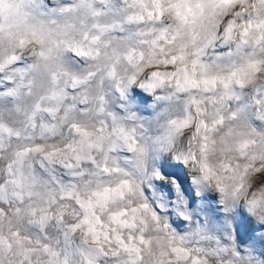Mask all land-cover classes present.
I'll use <instances>...</instances> for the list:
<instances>
[{
    "label": "snow or ice",
    "instance_id": "6c2138e0",
    "mask_svg": "<svg viewBox=\"0 0 264 264\" xmlns=\"http://www.w3.org/2000/svg\"><path fill=\"white\" fill-rule=\"evenodd\" d=\"M120 3L0 0V264H264V87L242 91L264 71V0H222L242 21L228 76L199 59V0Z\"/></svg>",
    "mask_w": 264,
    "mask_h": 264
},
{
    "label": "clouds",
    "instance_id": "9594fccd",
    "mask_svg": "<svg viewBox=\"0 0 264 264\" xmlns=\"http://www.w3.org/2000/svg\"><path fill=\"white\" fill-rule=\"evenodd\" d=\"M200 3L204 4V10L206 16L214 17L212 21L205 19L202 21L203 28L197 26V32L200 33V38L198 40V46L203 47V51L199 55V59L203 64L210 66V74L228 76L232 71H234L242 63L241 56L232 55L229 56V52H235V43L226 42L225 30L228 27L229 21L237 20V22H242L235 15L234 12L239 10L236 6L226 7L222 0H199ZM99 7V5H98ZM115 7H123L120 3V0H115ZM46 19H52V17H47ZM59 23H78L73 20L71 17H56ZM107 19L111 22L112 19H115L117 22L123 21L122 15H116L114 17L101 18ZM164 23H151L143 22L140 24H133L129 27L130 31H145L151 33L153 28H163L169 25H174L175 21L171 15H165L163 17ZM92 21H89L91 24ZM116 34H113L115 37ZM79 38V37H77ZM150 38V37H148ZM233 41L236 40L235 35H233ZM211 41V43H209ZM205 45H207L205 47ZM138 47L140 45H137ZM194 51V49H190ZM72 59V57H68ZM121 68H124V65H121ZM163 70V69H161ZM258 87H264V71L260 72L256 78V81L252 84H248L246 89L242 90L245 99H248L249 102L255 99V89ZM103 88L106 92L109 93L111 99V108L114 111H119L120 101L119 98L112 92V85L110 81H105ZM135 95L136 101V111L138 114L144 118L145 124L150 128V130L155 134L159 124L152 119L154 113L158 110L157 102L147 93H144L142 90L137 89ZM250 98V99H249ZM235 107V104L233 105ZM251 111V110H249ZM181 230L183 226L178 224Z\"/></svg>",
    "mask_w": 264,
    "mask_h": 264
},
{
    "label": "rangeland",
    "instance_id": "374dc122",
    "mask_svg": "<svg viewBox=\"0 0 264 264\" xmlns=\"http://www.w3.org/2000/svg\"><path fill=\"white\" fill-rule=\"evenodd\" d=\"M213 207H215V205H213Z\"/></svg>",
    "mask_w": 264,
    "mask_h": 264
}]
</instances>
